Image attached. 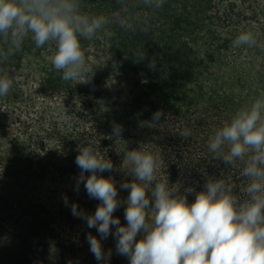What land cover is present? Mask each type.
Returning <instances> with one entry per match:
<instances>
[{
	"label": "trees",
	"instance_id": "obj_1",
	"mask_svg": "<svg viewBox=\"0 0 264 264\" xmlns=\"http://www.w3.org/2000/svg\"><path fill=\"white\" fill-rule=\"evenodd\" d=\"M81 5L106 15L131 7L126 26H112L111 39L82 40L90 82L62 81L49 59L55 46L36 48L31 39L0 65L16 77L0 100V264H97L86 241L89 233L99 239L96 229L50 192L58 179L78 177L75 158L82 143L112 161L114 170L102 175L114 179L121 200L129 193L120 185L132 179L123 161L127 148L153 153L160 162L157 182L178 193L200 191L206 177L222 173L238 184L242 180L243 164L230 167L215 159L208 140L236 109L264 94V48L232 46L243 30L264 44V0H167L159 10L141 0ZM141 51L143 57L135 54ZM156 111L164 116L153 127ZM115 125L123 129L121 140L112 136ZM184 128L192 131L188 139L179 136ZM12 183L43 200L21 211L7 193ZM84 202L89 214L100 203L87 193ZM25 215L33 221L25 223ZM113 215L126 224L124 206ZM102 244L112 250L110 264H128L111 236Z\"/></svg>",
	"mask_w": 264,
	"mask_h": 264
},
{
	"label": "clouds",
	"instance_id": "obj_2",
	"mask_svg": "<svg viewBox=\"0 0 264 264\" xmlns=\"http://www.w3.org/2000/svg\"><path fill=\"white\" fill-rule=\"evenodd\" d=\"M159 10L167 0H141ZM131 7L123 5L110 15L83 10L81 0H0V65L22 51L31 39L36 48L54 45L49 58L64 82L81 79L90 82L92 71L82 40L111 39L113 25L126 26ZM102 34V37H101ZM234 48L262 47L252 30L241 31L232 41ZM143 57V52L135 53ZM155 69V60L148 65ZM16 82L10 70L0 67V100ZM164 113L152 114L150 124L157 127ZM123 129L115 125L112 136L121 140ZM189 128L179 132L188 139ZM208 150L224 165L243 164L238 184L229 174L206 177L202 190L189 187L178 193L166 182H157L158 158L142 149L127 150L123 161L129 165L130 182L126 200L118 198L112 161L101 151L84 143L78 145L75 164L80 173L74 191L83 185L88 197L100 201L93 214L69 204L71 214L95 228L99 239L89 233L86 241L97 264H110L112 250L102 241L111 236L115 252L128 264H264V94L235 110L234 114L209 137ZM90 173V175H86ZM188 195L194 200L189 203ZM124 206L125 225L114 212Z\"/></svg>",
	"mask_w": 264,
	"mask_h": 264
},
{
	"label": "rangeland",
	"instance_id": "obj_3",
	"mask_svg": "<svg viewBox=\"0 0 264 264\" xmlns=\"http://www.w3.org/2000/svg\"><path fill=\"white\" fill-rule=\"evenodd\" d=\"M76 178L77 177H67L63 180L58 179V183L51 186L50 192L53 193L55 197L66 196L70 202L78 204L79 208L86 212V207L80 205V203H85L86 191L82 184L79 192L74 191ZM40 192H42V194H46L44 193L45 191ZM7 193L16 201L21 211H28L32 205L37 203V201L43 200L34 190L24 191L17 185H14V183L9 186ZM48 195L50 194L48 193ZM23 221L28 223L33 220L28 215H25L23 216ZM83 223L86 226L84 221Z\"/></svg>",
	"mask_w": 264,
	"mask_h": 264
}]
</instances>
